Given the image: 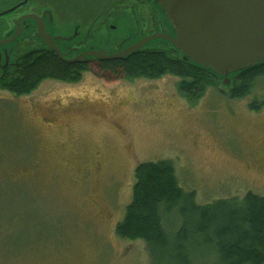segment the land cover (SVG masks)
<instances>
[{
	"label": "rangeland",
	"instance_id": "obj_1",
	"mask_svg": "<svg viewBox=\"0 0 264 264\" xmlns=\"http://www.w3.org/2000/svg\"><path fill=\"white\" fill-rule=\"evenodd\" d=\"M4 10L2 36L20 12H45L65 57L172 33L156 0H0ZM24 27L6 45L10 63L44 45L32 19ZM170 44L153 38L142 47ZM92 63L76 81L44 78L19 95L0 88V264H148L142 239L115 233L140 161L171 159L198 204L248 190L264 196V107L248 105L264 94V76L244 98L210 87L190 101L178 76L127 78ZM223 79L217 84L229 88ZM193 262L216 264L211 254Z\"/></svg>",
	"mask_w": 264,
	"mask_h": 264
},
{
	"label": "trees",
	"instance_id": "obj_2",
	"mask_svg": "<svg viewBox=\"0 0 264 264\" xmlns=\"http://www.w3.org/2000/svg\"><path fill=\"white\" fill-rule=\"evenodd\" d=\"M92 62L102 72L127 78H155L166 73L178 76L176 86L190 101L210 87H217L230 98H244L255 79L264 76V62L257 63L232 72L231 86L221 89L217 81L222 75L185 58L172 44L168 48H137L121 58L88 62L64 60L43 46L25 52L5 67L0 88L19 95L34 89L44 78L76 81ZM248 105L254 111L264 107V94ZM133 176L130 201L115 225V233L125 239H142L148 264H194L196 258L209 254L216 264H263L264 196L248 190L241 198L198 204L194 190L185 191L178 185L171 159L140 161ZM170 217L178 219L173 229Z\"/></svg>",
	"mask_w": 264,
	"mask_h": 264
},
{
	"label": "water",
	"instance_id": "obj_3",
	"mask_svg": "<svg viewBox=\"0 0 264 264\" xmlns=\"http://www.w3.org/2000/svg\"><path fill=\"white\" fill-rule=\"evenodd\" d=\"M162 13L170 22L171 32L153 31L132 42L130 46L114 52L103 49L81 51L66 58L45 29L43 12L40 16L30 12L22 15L33 17L38 35L57 55L69 61L90 58H121L153 38L166 39L184 57L223 76L245 67L264 62V0H156ZM21 16V17H22ZM50 16V15H48ZM19 19L12 40L20 31ZM67 37V36H65ZM65 37H63L65 39ZM62 38V37H61ZM229 85V84H228Z\"/></svg>",
	"mask_w": 264,
	"mask_h": 264
},
{
	"label": "flooded vegetation",
	"instance_id": "obj_4",
	"mask_svg": "<svg viewBox=\"0 0 264 264\" xmlns=\"http://www.w3.org/2000/svg\"><path fill=\"white\" fill-rule=\"evenodd\" d=\"M20 1V3L21 2H24V0H19ZM17 7L18 6H13V9H17ZM8 10H10V8L8 9ZM8 10H4V11H0V14H2V13H4V12H8ZM30 12H32V13H35V12H33V11H30ZM30 12H20L19 14H18V17L16 18V22H15V26H16V23H17V20L19 19V22H18V24H19V27H20V31L18 32V34L14 37V38H12V40H10V41H6V42H4V40H7V39H9L13 34H14V32H15V30H16V27H15V29H13V31H11V32H9V34H7V35H0V76L3 74V71H4V68L5 67H7V66H10L11 64H13V63H15L16 61H17V59L18 58H20L21 57V55L22 54H24L25 52H27V51H31L32 49L31 48H28L27 50H25V51H23V52H21V54L19 55V57H17L16 58V61L15 62H11L10 63V61H9V59H10V53H9V50H7V48H6V45L7 44H10L11 42H15L17 39H19L18 37L20 36V34L25 30V25H26V20L27 19H29L30 21H31V19L33 20V23H34V25L36 26V21H35V19L33 18V17H24V16H22V15H25V14H29ZM36 14V13H35ZM36 15H38V14H36ZM22 16V17H21ZM40 16V15H39ZM46 17V16H45ZM45 17L43 18V21H44V26H45ZM45 29L48 31V29H47V26H45ZM49 32V31H48ZM50 34V33H49ZM36 35L41 39V41H43L44 42V45H42L41 47H35V48H33V49H42L43 48V46L44 47H48L49 48V46L47 45V43L44 41V39L42 40V38L38 35V28H37V26H36ZM51 36H55V35H53V34H50ZM30 35L28 34V35H26V40H30ZM60 37V36H59ZM58 39H60V38H58V37H54V41L56 42V40H58ZM61 40V39H60ZM62 41V40H61ZM10 48H12V47H10ZM51 49V48H50ZM11 50V49H10ZM52 50V49H51ZM11 52V51H10ZM66 58H71V57H66ZM94 59H96V58H90V59H88V60H84V61H93Z\"/></svg>",
	"mask_w": 264,
	"mask_h": 264
}]
</instances>
